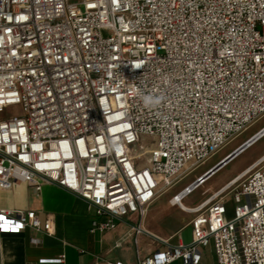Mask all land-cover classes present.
Here are the masks:
<instances>
[{
  "label": "built area",
  "instance_id": "1",
  "mask_svg": "<svg viewBox=\"0 0 264 264\" xmlns=\"http://www.w3.org/2000/svg\"><path fill=\"white\" fill-rule=\"evenodd\" d=\"M11 106L22 114L0 118V189L53 184L86 203L90 232L150 234L157 192L264 115V0H0ZM186 210L190 240L156 237L134 264H201L209 245L216 264H264V153ZM0 218V234H53L33 210Z\"/></svg>",
  "mask_w": 264,
  "mask_h": 264
},
{
  "label": "crops",
  "instance_id": "2",
  "mask_svg": "<svg viewBox=\"0 0 264 264\" xmlns=\"http://www.w3.org/2000/svg\"><path fill=\"white\" fill-rule=\"evenodd\" d=\"M0 208L33 210L41 218L51 220L53 233L36 234L27 228L17 234H0V264H104L103 259L134 264L137 254L144 257L161 247L157 238L172 237V242L177 241V235L184 242L191 238L189 222L161 234L146 227V218L143 224L150 234L135 236L126 223H118L110 231L90 232L91 214L86 203L53 184H44L39 192L24 182L0 189ZM32 238H37L39 243L33 244ZM118 241L120 246H116ZM200 263L216 264L212 245L202 249Z\"/></svg>",
  "mask_w": 264,
  "mask_h": 264
},
{
  "label": "rangeland",
  "instance_id": "3",
  "mask_svg": "<svg viewBox=\"0 0 264 264\" xmlns=\"http://www.w3.org/2000/svg\"><path fill=\"white\" fill-rule=\"evenodd\" d=\"M21 114L22 111L20 106H11L0 109V118L20 116ZM263 125L264 115L242 133L230 139L221 149L201 163L197 168L181 175L171 188L160 189L157 192L154 201L148 208L146 227L151 228L156 233L162 234L177 230L187 224L191 220L192 214L187 210L182 209L179 205L173 204V197L184 187L188 186L204 174L219 160L243 144ZM150 142V138L141 137L139 143L136 145V150H139L141 146H148ZM263 153L264 135L216 171L203 184L195 188L190 194L186 195L182 200L183 204L187 207H192L198 204L208 197L212 191L216 190L237 173L241 172Z\"/></svg>",
  "mask_w": 264,
  "mask_h": 264
},
{
  "label": "water",
  "instance_id": "4",
  "mask_svg": "<svg viewBox=\"0 0 264 264\" xmlns=\"http://www.w3.org/2000/svg\"><path fill=\"white\" fill-rule=\"evenodd\" d=\"M264 134V133H263ZM262 134V135H263ZM258 136L256 138H254L252 141H247L243 144H241L239 147H237L235 150H233L232 152H230L227 156H225L222 160H220L218 163H216L210 170H208L206 173H204L197 181L196 183L199 184L201 182H203L204 180H207L210 176H212L216 171H218L220 168H222L225 164H227L231 159H233L236 155H238L241 151H243L244 149H246L249 145H251L252 143H254L257 139H259ZM196 184V185H197Z\"/></svg>",
  "mask_w": 264,
  "mask_h": 264
},
{
  "label": "bare ground",
  "instance_id": "5",
  "mask_svg": "<svg viewBox=\"0 0 264 264\" xmlns=\"http://www.w3.org/2000/svg\"><path fill=\"white\" fill-rule=\"evenodd\" d=\"M264 129L263 130H261L256 136H254L250 141H252L254 138H256V137H258V136H263L264 134ZM263 134V135H262ZM260 138V137H259ZM249 141V142H250ZM253 144V143H252ZM250 146V145H249ZM227 156V155H226ZM248 170V169H247ZM206 180H204L203 182H201V183H199V184H197V183H195V184H192V185H190V186H188V190H186V191H183V192H180V193H178L177 194V197H176V199H173V204H178L182 209H184V210H186L187 209V207L183 204V202H182V200H183V198L186 196V195H188V194H190L195 188H197L198 186H200L201 184H203L204 182H205ZM197 184V185H196Z\"/></svg>",
  "mask_w": 264,
  "mask_h": 264
},
{
  "label": "clouds",
  "instance_id": "6",
  "mask_svg": "<svg viewBox=\"0 0 264 264\" xmlns=\"http://www.w3.org/2000/svg\"><path fill=\"white\" fill-rule=\"evenodd\" d=\"M145 103L146 104H152V103H155L157 101H154L152 97H145Z\"/></svg>",
  "mask_w": 264,
  "mask_h": 264
},
{
  "label": "snow or ice",
  "instance_id": "7",
  "mask_svg": "<svg viewBox=\"0 0 264 264\" xmlns=\"http://www.w3.org/2000/svg\"><path fill=\"white\" fill-rule=\"evenodd\" d=\"M0 219H2V218H0Z\"/></svg>",
  "mask_w": 264,
  "mask_h": 264
}]
</instances>
